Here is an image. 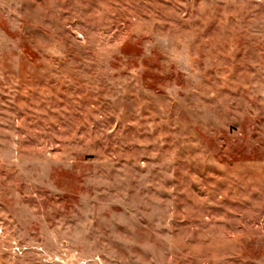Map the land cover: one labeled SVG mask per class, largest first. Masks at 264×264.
Masks as SVG:
<instances>
[{"label": "rangeland", "instance_id": "rangeland-1", "mask_svg": "<svg viewBox=\"0 0 264 264\" xmlns=\"http://www.w3.org/2000/svg\"><path fill=\"white\" fill-rule=\"evenodd\" d=\"M0 264H264V0H0Z\"/></svg>", "mask_w": 264, "mask_h": 264}]
</instances>
